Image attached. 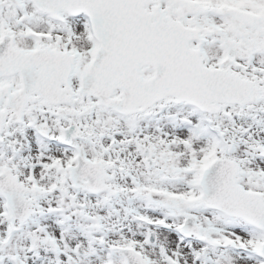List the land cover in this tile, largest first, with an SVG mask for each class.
I'll return each instance as SVG.
<instances>
[{"label": "snow or ice", "instance_id": "1", "mask_svg": "<svg viewBox=\"0 0 264 264\" xmlns=\"http://www.w3.org/2000/svg\"><path fill=\"white\" fill-rule=\"evenodd\" d=\"M0 264H264V0H0Z\"/></svg>", "mask_w": 264, "mask_h": 264}]
</instances>
